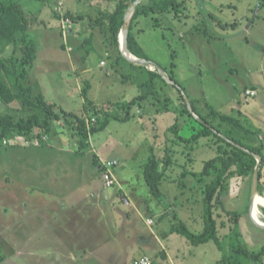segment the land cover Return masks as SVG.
<instances>
[{
	"label": "rangeland",
	"instance_id": "rangeland-1",
	"mask_svg": "<svg viewBox=\"0 0 264 264\" xmlns=\"http://www.w3.org/2000/svg\"><path fill=\"white\" fill-rule=\"evenodd\" d=\"M56 1L53 0L52 3L50 1L52 10ZM61 1L64 13L69 11L84 16V19L78 23L66 26L67 30L72 29V36L61 31L58 17L49 14L45 2L21 0L23 9L37 16V22L26 32L27 40L32 41L36 47V60L29 72V80L34 92L42 94L47 102L56 106L57 110L62 109L79 116L85 115L83 108L85 100L81 91L86 83L89 86L87 98L96 105L126 102L144 93L147 94V98L140 108H132L130 119L125 122L111 119L105 129L90 136V146L82 153H77L76 138L72 136L71 130L63 121L51 123L47 133L48 141L42 142L40 146L44 143L45 145L40 149L25 147L29 146V143L26 144L24 139L18 137L10 139V145L7 147L0 144V185L5 182L7 176L9 184L8 202L6 205L0 203V264H96L95 261L82 259L81 253L73 250L71 246L68 252L59 250L54 236L46 233L47 229H42L39 234H33L30 225L20 226L21 219L26 221L30 214L16 204L18 197L25 194V188L20 184L22 178H16L9 166L10 163H19L21 166L27 163V160L30 162L29 152L37 153L34 161L39 164L52 163L55 166V178L77 181L90 180L92 179L90 176L102 179V172L97 170L93 157L102 161H112L111 159L117 158L120 160V165L115 172L120 173L119 179L124 182L123 189L127 194L130 193L127 183L136 184L137 180L142 185L138 189L145 193L147 187L140 166L147 162L152 153L157 157L170 153L173 165L166 173L168 177L161 183L162 198L146 195L144 207L146 205L149 212L143 213H149L152 225L147 226L145 223L147 215H142V219L137 220L135 228L161 234L169 230L172 223H176L174 218L176 216L190 231L197 233L202 229L204 184L192 175L186 178L180 176L184 171L197 175L201 172L203 164L216 156L210 138H200L196 144L186 148L184 144L176 142L173 133L167 131L170 125L176 123L179 135L189 137L192 127H196V124L186 115L179 114L181 106L177 100L176 87L159 77L151 79L144 68L134 67L122 59L116 60L117 54L108 44V37L96 28L90 27L88 19L95 18L98 12L105 8V0ZM176 3L174 6H169L168 11L162 13L152 11L137 18L133 33L138 44L150 62L164 68L167 73L170 70L173 72L189 101L207 102L214 109L225 114H231L236 110L244 111L246 103L237 108V95L244 98L245 90L242 91L240 88L242 73L239 70L238 75L236 74L231 81L232 76L226 72V69L232 63L227 58L224 46L213 48L216 45V33L210 28L212 20L208 17V13H211L215 17L224 18L231 12L219 11L218 1L215 0H176ZM38 9L42 10L40 15ZM238 11L242 12L240 8ZM156 23L158 24L155 25ZM216 32L218 35L223 34L221 28L216 29ZM16 35L20 37L22 34ZM88 37H91L89 51L87 45H82ZM220 37L224 39L225 36ZM207 41L210 42V46ZM11 48L13 47L6 51V55L10 53ZM101 62L103 65L100 64ZM231 83L237 86L236 90ZM261 104L264 105V100H261ZM232 106L234 110L231 111ZM19 107L17 101L5 104L0 100V114H14V110ZM260 109L263 110L261 115L251 121L252 126L259 130V135L247 133L244 137L249 144L258 143L260 136L264 145V107ZM59 130L63 132L59 133ZM73 157H76V162L79 161L77 164L69 162V158ZM65 165L71 166L66 175L62 172ZM170 180L182 183L183 186L179 188ZM262 181L264 183V169ZM248 182V178L231 180L229 194H225L222 201L225 207L239 211L242 242L249 251L257 252L264 245V230L256 228L250 217L252 218L253 213L255 219H252L263 224L264 222L260 220L259 207L264 206L257 205L263 202H254L253 199L250 216L248 213L245 214L250 188ZM47 187L48 181L39 180L38 190L33 193L46 194ZM107 190L115 192L114 187L106 188ZM25 195L32 196L30 192ZM111 203L107 202V205ZM133 205L128 204L123 197H119V202L114 201L110 211L104 210L105 227L102 238L105 244L111 242V232L119 230L117 222L113 226L108 225L109 214L114 215L118 210H123L130 217H134ZM1 218L8 221V228L3 225L4 221L1 224ZM126 237L132 239V232L126 233ZM187 244L190 249L185 251L186 258L182 264H220L218 262H221L222 254L213 242L199 246ZM180 248L183 249L185 246ZM127 251L126 264H129L133 261V257L138 256L140 250L128 247ZM143 253L153 258L155 264H166L160 258L159 251L157 255L152 249ZM243 262L242 264H246V260Z\"/></svg>",
	"mask_w": 264,
	"mask_h": 264
},
{
	"label": "trees",
	"instance_id": "trees-1",
	"mask_svg": "<svg viewBox=\"0 0 264 264\" xmlns=\"http://www.w3.org/2000/svg\"><path fill=\"white\" fill-rule=\"evenodd\" d=\"M105 1V8L100 10L95 18L88 19V23L90 27L96 28L108 37V44L117 54L116 60L126 61L119 51L118 36L123 24L124 14L134 0ZM175 4H177L176 0H140L133 12L127 34V48L132 56L149 61L133 33L137 18L140 15H148L152 11L157 13L168 11L167 8ZM258 4L264 6V0H258ZM53 14L54 17L59 19V15L54 10ZM65 17L69 18L71 23H78L84 19L83 15L68 11L65 13ZM36 22L37 16L25 11L21 5V0H0V100L5 104L16 101L20 104V107L14 110V114H0V144L7 147L10 145V139L18 137L29 143V146L39 147L40 145H32L33 139L45 136L49 132L52 122L63 121L71 130L72 136L76 138L77 153H82L90 146V136L105 129L111 119L118 122H125L130 119L132 108H140L146 101L147 94H139L126 102H107L96 105L87 98L89 86L86 83L81 91V95L85 100L84 116L66 112L62 109L57 110L56 106L47 102L42 94L34 92L33 85L30 84L29 80L30 69L36 60V47L32 41L27 40L26 32ZM17 33L22 35L17 37ZM90 42L91 37L83 41L82 45H87V51L90 50ZM10 47L13 48L6 55V51ZM62 49H64V45H62ZM130 65L138 67L133 64ZM163 70L166 77L176 87L177 100L181 106L178 111L179 114L186 115L196 124V127H192L189 137L179 135L176 123L170 125L167 131L173 133L176 142L184 144L186 148L196 144L200 138H210L216 156L206 161L201 172L197 175L190 171H184L180 176V178H186V176L192 175L197 181L204 184L201 231L197 233L190 231L186 224L175 216L176 223H172L170 229L163 232L162 237L166 238L171 234H177L185 238L192 246L213 242L222 254L221 262H218L220 264H242L244 263L243 260H246V264L263 263L264 245L257 252L249 251L246 248L242 242L239 229L241 214L236 209L225 207L222 201V197L229 194L231 180L248 178L250 187L251 176L256 165V160L252 154L242 151L235 145L241 146L249 150L250 153L262 158L257 194L259 197L261 196L260 198H264V183L262 182L264 145L260 136L258 143L253 144L247 143L244 138L247 133L258 136L259 130L254 128L251 121L239 110L226 115L214 109L207 102L190 100L192 113L198 120L202 121L201 123L187 110L181 94V92H184V88L175 79L173 72L167 73L164 68ZM146 71L151 79L153 77L161 78L156 71L149 69H146ZM91 119H94L93 123H89ZM220 135L235 145L225 141ZM3 142H6V144H3ZM98 160L97 157H93V163L101 164L102 161L98 162ZM172 165L173 161L170 153H165L163 157H157L152 153L147 162L142 165V177L152 197L162 198L161 183L168 177L166 173ZM117 166L118 161L112 170L113 175ZM100 171H103L102 167ZM176 186L180 188L183 184L177 182ZM246 202L245 214L248 213L249 191ZM258 205L264 206V204ZM259 211L261 213L260 220L264 222V207H259Z\"/></svg>",
	"mask_w": 264,
	"mask_h": 264
},
{
	"label": "crops",
	"instance_id": "crops-1",
	"mask_svg": "<svg viewBox=\"0 0 264 264\" xmlns=\"http://www.w3.org/2000/svg\"><path fill=\"white\" fill-rule=\"evenodd\" d=\"M50 1L43 0L49 14L54 16L52 1L51 3ZM215 1H218L219 11L227 10V12L231 13L224 16V18L222 16L215 17L214 14L208 13V17L212 20L210 28H213L212 30L216 33V45L213 48L216 49L217 47L224 46L223 49L227 53V58L232 63L226 69V72L232 76L231 81L234 80V76L238 75L240 70L242 73L240 79L242 91H255L256 95L252 98L245 96L242 98L237 95V108L239 105L246 103L244 107L246 109L239 111L252 121L261 115L263 110L260 107H264L261 104V100H264V40H262L264 38V6H259L258 0ZM239 8L242 11L240 13L238 11ZM37 11L39 15L42 13L41 9ZM219 28L223 30V34L221 35L225 36L224 39L216 32V29ZM72 35V29H70L68 36ZM207 44L210 46V42ZM231 86L236 90L237 86L234 83H231ZM232 103L234 104V102ZM232 110H234V106H232ZM261 118L263 119V117ZM62 132V130H59V133ZM45 137L46 143L48 141L47 134ZM45 143L39 147H25L40 149ZM16 144L19 145V143ZM43 152L47 153L46 151ZM28 156L31 158L30 162L27 160V163L21 164V166L19 163H10L9 166L11 168L10 171L14 172L16 178H22L20 184L25 188V194L30 192L32 195L30 197L20 192L22 195L17 199V206L30 214L29 218H26V221H23V218L21 219L20 226L30 225L33 234H39L42 229H47L46 233L54 236V241L59 246V250L68 252L69 246H71L73 250L81 253L82 259L85 261H95L96 264H126L128 247L140 250L138 256L146 255L143 252L152 249L156 255L157 251L161 253L160 258L166 264L183 263L186 258L185 251L190 249L187 244L188 241L185 238V240H182L179 238L181 236L177 234H171L163 238V232L159 234L151 230L148 232L136 230V222L138 219H142V215H147L146 220H151L149 213H143L144 211L149 212L146 209L147 206L145 205L144 207L146 195L149 192L147 189L145 193L138 189L142 187L138 180L136 184L127 183V187H130V193L127 194L123 189L125 187L124 182L119 179L120 173L117 174L115 172L114 179L116 183L112 186L115 188V192L112 193L110 190L106 191V188L110 187L105 186L100 177L93 178L90 176L92 179L84 181L55 178V166L52 163L42 162L39 164L37 161L35 162L34 158L37 157L36 152H29ZM116 160L119 166L120 160L117 158ZM70 161L75 164L79 162H76V157L69 158ZM99 161L101 162L102 160L99 159ZM95 165L99 171L101 164ZM77 166L79 167L80 165ZM70 167V165H65L62 168V172L66 175ZM140 169L142 170V166H140ZM39 180L48 181L46 194L33 193L38 190ZM170 181L174 184L177 183V181ZM8 186L7 176L5 177V182L0 185V203L4 205L7 204V199L9 198L7 193ZM119 197H123L130 205L135 203L133 205L135 215L134 217H130L123 210H118L114 215L109 214L108 225L113 226L117 222L119 230L114 233L110 231L111 242L105 244L102 238L103 228L105 227L104 210L106 212L110 211L113 202H119ZM107 202L112 203L107 205ZM2 221H4L3 218H1V224ZM3 225L8 228V221H4ZM146 225L151 226L152 224L148 225L146 223ZM129 231L132 232V239L126 237V233L128 234ZM181 246H185V248L181 249ZM133 258L135 259V257ZM153 262L155 264L154 259ZM131 263L132 261L129 264Z\"/></svg>",
	"mask_w": 264,
	"mask_h": 264
},
{
	"label": "water",
	"instance_id": "water-1",
	"mask_svg": "<svg viewBox=\"0 0 264 264\" xmlns=\"http://www.w3.org/2000/svg\"><path fill=\"white\" fill-rule=\"evenodd\" d=\"M139 2H140V0H134L130 4V6L128 7V9L126 10V12L124 14L123 24L121 26V30H120V33H119V36H118L120 54L128 63L136 65L138 67H143V68L149 69L151 71H156L161 76L162 79H164L167 83L173 85V82L170 81L164 75V70L160 66H158L157 64H155L153 62H150V61H147V60H144V59H139V58H136V57L132 56L131 53L129 52L128 48H127V34H128V29H129V23L131 21L133 12H134V10H135V8H136V6H137V4ZM181 94H182V97H183V99L185 101L187 110L190 113H192V107L190 105L189 99L184 94V92H181ZM192 116L195 119H197V117L193 113H192ZM198 121H200L202 123L201 120H198ZM220 137L223 138L225 141L235 145L233 142H231L230 140L226 139L224 136L220 135ZM235 146H237L239 149H241L242 151H244L246 153L252 154V156L256 160V165H255L253 174L251 176V182H250V188H249L248 214L250 216L251 208H252V205H253V199H254L255 196L258 195L257 194V186H258L259 170H260V167H261L262 158L260 156L256 155V154L250 153L249 150H247V149H245V148H243L241 146H238V145H235ZM250 220H251L252 224L256 228H258L260 230H264V223L263 224H257L256 222H254V220L251 217H250Z\"/></svg>",
	"mask_w": 264,
	"mask_h": 264
},
{
	"label": "built area",
	"instance_id": "built-area-1",
	"mask_svg": "<svg viewBox=\"0 0 264 264\" xmlns=\"http://www.w3.org/2000/svg\"><path fill=\"white\" fill-rule=\"evenodd\" d=\"M53 10L59 15L60 28H61L62 32L67 33L68 31H70L69 29L68 30L66 29V26H70L71 21L69 20V18L65 17V13H64L63 8H62V1L61 0L56 1V4L54 5ZM100 64L103 65V62H101ZM255 95H256L255 91H251V90L245 91V96L248 98L254 97ZM93 122H94V119H91L89 121V123H93ZM45 140H46L45 136H41L40 138H34L32 141V145L33 146H39ZM3 144H6V142H3ZM116 165H117L116 160L102 161L101 162V167L103 168L102 180H103L105 186H107V187L113 186L115 184V179H114V175L112 173V170ZM146 223L148 225H151L152 221L146 220ZM131 264H154V263H153V260L151 258H149L148 256L141 255V256L135 258ZM261 264H264V262Z\"/></svg>",
	"mask_w": 264,
	"mask_h": 264
},
{
	"label": "bare ground",
	"instance_id": "bare-ground-1",
	"mask_svg": "<svg viewBox=\"0 0 264 264\" xmlns=\"http://www.w3.org/2000/svg\"><path fill=\"white\" fill-rule=\"evenodd\" d=\"M55 13H56V12H55ZM56 14H57V13H56ZM254 202H264V200H263V198H260L259 196H255V197H254ZM259 204H261V203H259ZM262 204H263V203H262ZM257 205H258V204H257ZM254 211H255V208H254ZM252 218L255 219L254 216H253V213H252ZM254 222L257 223V221H255V220H254ZM257 224H260V223H257Z\"/></svg>",
	"mask_w": 264,
	"mask_h": 264
}]
</instances>
